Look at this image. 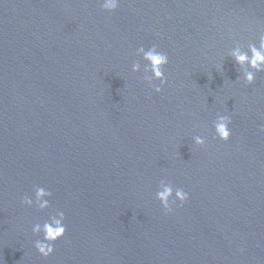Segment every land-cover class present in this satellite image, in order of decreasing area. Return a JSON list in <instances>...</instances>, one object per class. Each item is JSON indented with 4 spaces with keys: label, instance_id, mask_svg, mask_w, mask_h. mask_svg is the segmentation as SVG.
<instances>
[{
    "label": "water",
    "instance_id": "water-1",
    "mask_svg": "<svg viewBox=\"0 0 264 264\" xmlns=\"http://www.w3.org/2000/svg\"><path fill=\"white\" fill-rule=\"evenodd\" d=\"M261 31L264 0H0L3 264H264V72L246 85L228 56ZM152 45L159 93L136 55ZM161 180L189 199L166 212ZM58 211L45 258L32 227Z\"/></svg>",
    "mask_w": 264,
    "mask_h": 264
},
{
    "label": "clouds",
    "instance_id": "clouds-1",
    "mask_svg": "<svg viewBox=\"0 0 264 264\" xmlns=\"http://www.w3.org/2000/svg\"><path fill=\"white\" fill-rule=\"evenodd\" d=\"M119 4L120 0H101V7L107 12L115 11L119 7ZM136 55L146 62L143 66L144 80L154 88L155 92H161L162 86L167 82L165 67L169 63L168 55L160 51L156 45H152L147 49L141 46L137 49ZM228 56L239 66L244 83L246 85L253 84L256 79V74L264 72V31L258 34L256 42H249L247 44L246 50L243 45L237 44L229 50ZM132 71H141V63L139 60L132 64ZM154 81H159L160 84L154 85ZM231 123L230 116L218 115L213 121L215 138L227 142L232 135L229 127ZM260 131L264 132V126H261ZM193 141L197 146H204L206 138L197 135L193 137ZM34 193L35 206L41 211L47 209L50 206L47 198L51 197L52 193L40 186L35 187ZM156 199L160 201L166 212H171L173 210L172 205L176 201H179L183 205L189 199V196L182 188L174 189L170 182L166 183L161 180L159 190L156 192ZM21 203L31 207L34 201L31 197L25 196ZM64 220L65 214L62 211H58L54 215H51L49 220L43 224L36 223L32 227L33 234H43V238L36 240L34 243L35 249L41 256L45 258L50 256L55 251V242L64 237L67 230ZM0 264H3L2 260H0Z\"/></svg>",
    "mask_w": 264,
    "mask_h": 264
}]
</instances>
